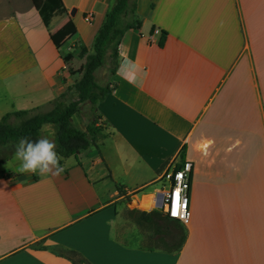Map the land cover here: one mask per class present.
I'll use <instances>...</instances> for the list:
<instances>
[{"label": "crops", "instance_id": "0c3cea01", "mask_svg": "<svg viewBox=\"0 0 264 264\" xmlns=\"http://www.w3.org/2000/svg\"><path fill=\"white\" fill-rule=\"evenodd\" d=\"M61 1L76 13L57 22L52 50L31 1L0 14V118L49 111L83 65L58 34L71 25L68 43L91 52L114 4ZM136 17L118 69L125 52L145 75L140 87L118 69L101 82L117 84L97 107L109 137L62 158L58 176L0 171V264H73L60 249L88 264H264V0H136ZM185 162L189 223L167 224L153 197L165 168ZM183 230L176 253L154 232Z\"/></svg>", "mask_w": 264, "mask_h": 264}, {"label": "trees", "instance_id": "16d2710c", "mask_svg": "<svg viewBox=\"0 0 264 264\" xmlns=\"http://www.w3.org/2000/svg\"><path fill=\"white\" fill-rule=\"evenodd\" d=\"M30 1L47 29L54 17L66 12L61 0ZM140 25L136 17V0H114L94 35L91 52L85 47L80 49L78 58L83 59L80 77L50 102L51 109L47 112H39V108L20 110L6 113L0 118V162L5 163L15 156L16 146L21 139L34 142L44 137L43 127L46 125L51 126L50 140L56 143L55 150L62 158L76 157L81 151L95 146L96 142L106 140L109 134L105 132L97 107L115 91L117 84L99 85L95 71L107 66L110 75L116 73L121 39L127 30H137ZM70 29L71 25L61 31L57 40L63 38ZM71 59L70 54L63 58L65 63ZM69 73L75 74L71 70ZM83 104H88V121L83 128H79L74 124L73 118L81 113ZM118 191L121 195L125 194L122 187H118ZM161 219L167 224L178 222L167 216H161ZM154 232L160 236L162 243H166L165 251L168 253L178 252L186 238L184 230ZM168 243H172V247ZM67 252L79 256L76 252ZM82 262L86 263L84 259Z\"/></svg>", "mask_w": 264, "mask_h": 264}, {"label": "clouds", "instance_id": "9594fccd", "mask_svg": "<svg viewBox=\"0 0 264 264\" xmlns=\"http://www.w3.org/2000/svg\"><path fill=\"white\" fill-rule=\"evenodd\" d=\"M122 60L118 71L133 86L140 87L143 83V70L131 61L127 53H120ZM45 127H51L46 125ZM56 143L47 137L36 141L21 139L16 146L15 159L19 161L16 171L20 174L30 173L47 176H58L64 168L60 166L61 156L56 152Z\"/></svg>", "mask_w": 264, "mask_h": 264}, {"label": "rangeland", "instance_id": "374dc122", "mask_svg": "<svg viewBox=\"0 0 264 264\" xmlns=\"http://www.w3.org/2000/svg\"><path fill=\"white\" fill-rule=\"evenodd\" d=\"M15 3L17 4V6L19 4H21L20 5L21 9H26L30 5V0H0V14H2V13H5V14L15 13L16 12L15 9H14ZM69 17H70L69 13H66L65 15H61L59 17V19L58 18H54L52 20V24H51V26L48 29L45 28V27L43 28V32H42V34L44 35V39L42 41V45L43 46L47 45V46H49L50 49L52 48L49 37H53V38L56 37V35L58 33V30L60 28V25L57 22H63ZM82 17L83 16L81 15V13H78L76 15L75 19H74L75 22L78 23V24L81 23ZM84 17H85V15H84ZM66 25H68V24H66ZM71 33H72V31L68 32V34L61 39V43H63V45H67V46L69 45L70 47L74 48L75 51L77 50V52L79 53L80 49H81V46L78 45L77 42H73L71 44L68 43V37H70L72 35ZM49 52H50V50H49ZM49 52H48V54L50 55ZM54 53L55 52H53V59L51 61V65L55 66V65L60 64V66H62L63 64L61 63V61H59L58 58L55 59V54ZM51 56H52V54H51ZM74 63H75V66L73 68H77L78 67V62L74 61ZM60 69H61V67H60ZM100 74H101L100 75L101 81H100V79H98V82H100L99 84L102 85V83L105 82L106 78L110 75L109 72H108V67L107 66L102 67V70H101ZM51 107H52V105L50 104L49 108H51ZM44 109H46V108H43V109L39 110V112H42V110H44ZM87 110H88V104H83L82 107H81V113L79 115L74 116L73 122H74V124L77 127L83 128L85 126V124L87 123V121H88V119H87ZM43 132H44V137H47L50 140L51 127H45L44 126L43 127ZM18 165H19V161H17L15 159V156H14L13 158H11L10 160H8L5 163L0 162V171H11L12 172V171H14V169H17ZM7 175H9V173H7ZM156 188H158V186ZM153 243H155V241H153ZM57 253H59V254H61L63 256H66L67 258H69L70 260L75 262V264H86V263L82 262V259L79 256L74 255V254H69L67 251H64L62 249L58 250Z\"/></svg>", "mask_w": 264, "mask_h": 264}, {"label": "built area", "instance_id": "2783aa9c", "mask_svg": "<svg viewBox=\"0 0 264 264\" xmlns=\"http://www.w3.org/2000/svg\"><path fill=\"white\" fill-rule=\"evenodd\" d=\"M84 21L90 23L91 17H84ZM160 34L161 32L159 29H155L153 32V35ZM153 35L149 37L150 40L153 39ZM191 171L192 164L190 162H185L180 166L166 167L160 179L164 184V188L161 193L153 197V204L151 207L161 211L165 216L183 225L189 223L188 204ZM174 207L178 208V215L176 216L171 214Z\"/></svg>", "mask_w": 264, "mask_h": 264}, {"label": "snow or ice", "instance_id": "6c2138e0", "mask_svg": "<svg viewBox=\"0 0 264 264\" xmlns=\"http://www.w3.org/2000/svg\"><path fill=\"white\" fill-rule=\"evenodd\" d=\"M171 214H172L173 216L178 215V208H177V207H174V208L172 209V211H171Z\"/></svg>", "mask_w": 264, "mask_h": 264}, {"label": "water", "instance_id": "95a60500", "mask_svg": "<svg viewBox=\"0 0 264 264\" xmlns=\"http://www.w3.org/2000/svg\"><path fill=\"white\" fill-rule=\"evenodd\" d=\"M75 13H76V9H75V8H73V9L70 11V15H71V16H74V15H75Z\"/></svg>", "mask_w": 264, "mask_h": 264}]
</instances>
